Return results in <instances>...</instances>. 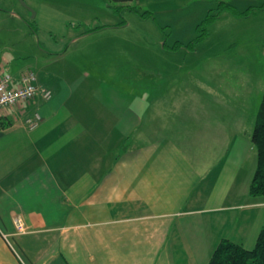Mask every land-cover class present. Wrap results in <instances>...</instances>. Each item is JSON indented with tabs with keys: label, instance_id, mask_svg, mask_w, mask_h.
<instances>
[{
	"label": "crops",
	"instance_id": "crops-1",
	"mask_svg": "<svg viewBox=\"0 0 264 264\" xmlns=\"http://www.w3.org/2000/svg\"><path fill=\"white\" fill-rule=\"evenodd\" d=\"M24 2L35 24L12 0H0V12L11 4L37 41L12 66L2 54L0 73L32 69L51 97L0 113V264H206L222 238L252 248L264 195L248 192L254 169L241 173L251 132L225 128L232 120L215 115V98L188 122L171 116L172 101L153 99V85L103 84L98 76L111 73L74 55L103 26L71 32L78 21L64 10ZM33 110L41 119L30 129L24 116Z\"/></svg>",
	"mask_w": 264,
	"mask_h": 264
},
{
	"label": "rangeland",
	"instance_id": "rangeland-1",
	"mask_svg": "<svg viewBox=\"0 0 264 264\" xmlns=\"http://www.w3.org/2000/svg\"><path fill=\"white\" fill-rule=\"evenodd\" d=\"M12 1L17 7L22 5L19 0ZM36 1L60 8L76 19L75 26L68 27L71 32L103 26V30L88 33L86 39L75 44L78 49L74 52L75 56H81L80 65L92 68L99 65L100 71L111 73L98 76L103 84L126 86L137 79L140 86L153 85L157 91L153 99L172 101L171 116L188 122L196 115L201 116L203 110L198 107L201 101L215 98V115L222 121L232 120L224 122L225 128L235 123L251 132L252 116L264 85V6L245 17L221 12L207 28L208 36L196 42L194 49L181 47L174 51L170 48L173 44L194 39L197 24L207 12L214 13L221 0H132L119 4L108 0ZM223 1L231 3V0ZM11 6L0 12V44H14L0 51V57L3 54L5 62L12 66L14 56L22 52L21 56L26 58L37 40L30 22L24 27L23 19L19 18V23L10 16L7 8ZM130 6L137 12L129 9ZM245 6L247 4L239 3L236 8L241 11ZM142 12L144 16L140 15ZM26 18L34 23L30 11ZM114 24H122L124 28L114 31L108 28ZM12 70L9 69L11 74ZM132 71H138L137 76L131 75ZM244 103L246 109L241 106ZM174 105L179 107L174 108ZM247 116L250 119L245 120ZM251 147L252 152H248L241 169L242 175L252 174L255 168V148Z\"/></svg>",
	"mask_w": 264,
	"mask_h": 264
},
{
	"label": "trees",
	"instance_id": "trees-1",
	"mask_svg": "<svg viewBox=\"0 0 264 264\" xmlns=\"http://www.w3.org/2000/svg\"><path fill=\"white\" fill-rule=\"evenodd\" d=\"M112 3H127L132 0H108ZM264 6V0L257 6H249L243 10H238L233 4L227 1H219L215 6L214 13L207 12L205 17L197 24V35L193 40L187 43L177 42L171 46V49L185 47L194 49L196 42L203 39L208 33L209 25L225 11L235 17L248 16L253 10L261 9ZM120 8L116 7V10ZM129 9L134 10L133 6ZM115 10V9H114ZM137 12V10H134ZM208 11H211L209 9ZM145 15V12L140 14ZM96 27L88 29L95 30ZM253 127L250 134V140L255 148V168L249 183L248 192L252 196L264 195V85L261 98L253 115ZM206 264H264V226L259 230L255 244L252 248H245L242 244L222 238L213 249Z\"/></svg>",
	"mask_w": 264,
	"mask_h": 264
},
{
	"label": "built area",
	"instance_id": "built-area-1",
	"mask_svg": "<svg viewBox=\"0 0 264 264\" xmlns=\"http://www.w3.org/2000/svg\"><path fill=\"white\" fill-rule=\"evenodd\" d=\"M36 97L47 100L51 97V90L37 84L33 70L26 69L17 78L10 73H0V113L11 108L20 110L22 103H28ZM40 119L41 115L37 110L24 116V122L30 129H33ZM16 223L17 227L21 229L22 225L19 219L16 220Z\"/></svg>",
	"mask_w": 264,
	"mask_h": 264
},
{
	"label": "water",
	"instance_id": "water-1",
	"mask_svg": "<svg viewBox=\"0 0 264 264\" xmlns=\"http://www.w3.org/2000/svg\"><path fill=\"white\" fill-rule=\"evenodd\" d=\"M19 1L22 3V5H24L31 12V14L33 16L34 10L30 6H28L23 0H19Z\"/></svg>",
	"mask_w": 264,
	"mask_h": 264
}]
</instances>
